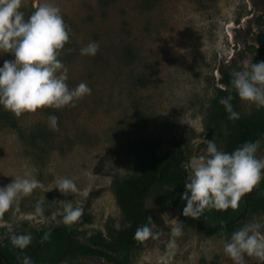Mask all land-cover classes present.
<instances>
[{
  "label": "rangeland",
  "instance_id": "rangeland-1",
  "mask_svg": "<svg viewBox=\"0 0 264 264\" xmlns=\"http://www.w3.org/2000/svg\"><path fill=\"white\" fill-rule=\"evenodd\" d=\"M40 0H23L29 15ZM70 29L59 58L68 68L70 87L86 82L91 94L61 109L43 108L16 115L0 107V186L31 171L44 184L19 197L0 214V247L14 232L38 235L61 222L56 201L71 200L85 208L81 221L66 225L79 240L91 244L110 230L127 226L113 189L115 179L139 175L137 143L144 130L158 139L160 155L181 151L185 163L204 154L208 140L223 150V124L208 128L212 100L222 88V73L231 72L257 53L256 35L264 31V0H54ZM90 40L99 43L95 56H82ZM10 54L0 53V66ZM240 113L263 110L241 101ZM58 117V126L48 116ZM212 130V131H211ZM264 139V138H263ZM264 157V144L258 150ZM60 177L78 188L67 196L56 187ZM259 188L264 189V180ZM171 186H160L145 198L152 230L142 249L130 250L129 264H157L166 252L171 264H233L223 252L228 236L206 235L191 217L181 215L184 201L172 200ZM41 201L43 216L34 215ZM239 207L205 210L211 217L229 215ZM263 211L250 212L239 227ZM173 218L183 223L171 233ZM197 219V218H195ZM189 220V221H188ZM238 227V228H239ZM170 240L175 247L168 249ZM122 259L123 253H116ZM246 264H257L245 257ZM61 264H113L97 257H76Z\"/></svg>",
  "mask_w": 264,
  "mask_h": 264
},
{
  "label": "clouds",
  "instance_id": "clouds-1",
  "mask_svg": "<svg viewBox=\"0 0 264 264\" xmlns=\"http://www.w3.org/2000/svg\"><path fill=\"white\" fill-rule=\"evenodd\" d=\"M23 0H0V53L10 54L0 66V107L16 115L33 113L43 108L61 109L77 99L91 94L86 82L70 87L68 68L59 58L60 51L70 38L60 7L54 0H40L29 15L22 11ZM99 43L90 40L80 48L82 56H95ZM228 95L219 99L229 120H238L240 113L233 107V91L241 101L264 108V60L254 63L243 61L231 73ZM52 128L58 126V117L48 116ZM226 134V130H225ZM264 139L246 141L232 151L217 146L215 140H208L204 154L193 156L185 163L188 175L185 177L180 195L184 206L181 215L198 218L210 209L237 208L242 197L258 187L264 180V157L257 155ZM10 183L0 186V214L13 206L21 196L30 195L44 184L31 171L12 177ZM61 194L78 191L72 178L60 177L56 187ZM61 209V222L72 225L81 221L85 208L75 206L71 200L56 201ZM41 201L34 207V215L43 216ZM175 226L171 233L179 236L183 223L173 218ZM149 217L134 234L135 239L156 238ZM223 227V225H222ZM14 248L23 250L32 240L30 233H12L9 237ZM175 247V240L167 248ZM224 254L233 264H246L245 257L253 258L257 264H264V217H253L235 229L223 243ZM19 259V258H18ZM172 255H161L157 264H171ZM21 264H32L24 256Z\"/></svg>",
  "mask_w": 264,
  "mask_h": 264
},
{
  "label": "trees",
  "instance_id": "trees-1",
  "mask_svg": "<svg viewBox=\"0 0 264 264\" xmlns=\"http://www.w3.org/2000/svg\"><path fill=\"white\" fill-rule=\"evenodd\" d=\"M256 43L258 48L252 60L254 63L264 60V31L256 35ZM230 73H222V88L218 89L212 100V112L208 118L209 129L213 130L214 126L223 124L221 139L225 151L229 152L246 141L264 138L263 110L243 116L239 109L241 100L233 91V107L240 113V118L233 121L228 119V114L219 103L221 97L228 95ZM160 146V141L144 130L137 143V153L140 156L139 175L114 180V193L127 226L110 230V240L100 234L91 244H86L79 240L73 228L66 225L55 226L42 231L36 242L23 250L14 248L8 238V245L0 247V264H21L24 256L31 258L32 264H61L76 257H97L113 264H129L130 250L142 249L149 241V238L146 240L134 238L136 229L149 218L145 205L146 195L160 186H171L174 187L173 203L177 205L182 203L180 195L187 176L184 171L185 157L181 151L160 155L158 153ZM241 200L242 209L229 215L218 214L214 217L201 215L188 221L206 235L228 236L239 227L240 222L250 212H264L263 188H254ZM116 253H123L124 257L120 259Z\"/></svg>",
  "mask_w": 264,
  "mask_h": 264
}]
</instances>
